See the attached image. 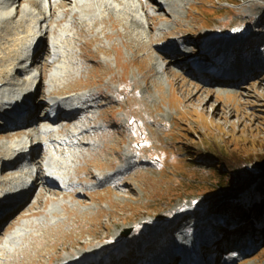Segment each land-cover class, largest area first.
<instances>
[{
    "label": "rangeland",
    "instance_id": "374dc122",
    "mask_svg": "<svg viewBox=\"0 0 264 264\" xmlns=\"http://www.w3.org/2000/svg\"><path fill=\"white\" fill-rule=\"evenodd\" d=\"M185 2L175 16L155 0L141 4L146 25L129 45L120 26L106 24L110 37L96 35L94 41V33L74 35L81 64L63 86L103 90L104 97L93 101L91 122L104 131L108 148L81 149L70 175L77 193L29 194L34 207L0 223V242L26 220L30 229L21 238L28 247L3 264H64L66 255L98 244L100 258L82 264H153L165 249L181 253L174 263L185 264L186 258L196 260L201 246L211 248L217 264H264V0ZM159 39L174 45L170 60L159 54ZM143 43L149 46L139 49ZM216 46L227 47L228 61L246 65L251 77L238 81L243 72L212 62L224 51H214ZM46 50L34 64L41 81L50 69L41 65ZM194 59L203 68H192ZM157 62L164 65L160 73ZM201 73L215 82L199 79ZM198 88L206 89L199 97ZM46 90L41 85L36 95L44 99ZM6 130L0 129V140ZM96 144L101 148L103 141ZM120 165L123 178L113 187ZM97 171L112 174L94 184ZM233 209L240 212L234 218Z\"/></svg>",
    "mask_w": 264,
    "mask_h": 264
},
{
    "label": "bare ground",
    "instance_id": "6f19581e",
    "mask_svg": "<svg viewBox=\"0 0 264 264\" xmlns=\"http://www.w3.org/2000/svg\"><path fill=\"white\" fill-rule=\"evenodd\" d=\"M149 1L22 0L21 4L16 5L18 0H0V125L3 124L8 129L4 131L5 140H0V223L9 221L16 212L30 211L34 207L36 201L30 202L28 198L23 200L32 185H41L38 196L51 193L52 197H55L60 190L70 194L77 193L75 188H79L78 183L71 180L70 175L71 172H76L74 166L76 158L81 155V149L90 146L92 150L97 148V152L103 153V149L108 148L104 143V131L91 122L96 118L92 115L93 109L98 104L92 101L98 95L104 97L103 90L93 93L79 89L67 91L70 87L63 86V82L72 78V74L79 70L81 64L76 60L75 48L78 44L75 45L74 35H81L84 32L94 33L93 41L97 40L96 35L110 37V34L105 32V25L109 24L112 28L120 26L125 38L123 44L129 45L141 35L142 31L139 28L143 29L146 25L144 18L148 11L144 10L141 4L145 5L144 3ZM155 1L161 5L160 7H167L172 16L179 15V10L187 4L185 0ZM171 32L174 33V31ZM157 39L158 37L154 38L155 41ZM150 40L151 38L148 42ZM160 40L156 43V47L163 50L159 54H164L165 59L170 60L174 45L171 44L172 42ZM232 41L230 39L229 44ZM41 44L43 46H40ZM148 46V43H143L140 44L139 49H145ZM45 49L47 50L44 55L48 60L41 65L44 64L50 69L47 71L46 80L41 81L40 71L34 67V64L39 62V53ZM210 50L213 51V48ZM228 50L225 46H216L214 51L223 52L215 53L212 62L221 63L222 61L220 67L228 65L235 73L243 72V77L238 81L248 80L253 72L247 74L244 71L246 65H236L233 59L232 62L228 61L229 56H232ZM31 55L35 63L27 67L26 63ZM174 60L176 61V58ZM194 61H196V68H203L202 61L196 59ZM246 61L252 63L250 58ZM157 63L154 64V69L160 73L164 65ZM191 67L194 68V65ZM202 78L215 82L206 73L199 74V79ZM41 85H46L47 94H58L51 98L57 117L53 119L52 116L44 115V119L38 121L44 123L42 127L38 124L34 126L36 122H34L32 107L36 105V102L33 97H30L31 92L36 91ZM205 90L198 88L197 97ZM62 106L68 108L67 111L61 110L64 109ZM25 115L28 118L20 121ZM111 120L112 125L115 120ZM109 121L103 122L107 124ZM68 123L72 125L67 127ZM87 126L91 127L86 128ZM97 139L103 141L101 148H98L96 144ZM113 147H111L112 150ZM40 148L43 149V154L38 155L36 150ZM114 158L121 160L118 155ZM17 159L21 160L16 162ZM123 168L124 166L120 165L113 172L116 175L112 182L113 187L117 185L116 180L123 178L120 176V170ZM8 172L11 173L10 176L3 175ZM111 174L112 172L97 171L93 175L96 179L94 184L107 181ZM39 176L42 180L38 184ZM85 195H87L86 192ZM17 204L19 205L16 207ZM54 210L55 208L51 207L49 212L53 213ZM33 223L38 222L33 221ZM28 224V220L24 221L12 229L0 242V264L6 260L10 261L12 257H17L18 254L15 253L17 249L28 247L21 241V238L30 231ZM209 249L206 246L199 247L196 260L186 258L185 264L190 263L189 261H194V264H217V255H211L212 250ZM101 250L102 246L98 244L75 254L67 253L64 264H82L89 259L100 258ZM181 256V253L174 252L172 249H165L155 258L153 264H175L174 261ZM208 256L212 257L210 261L201 262V259Z\"/></svg>",
    "mask_w": 264,
    "mask_h": 264
},
{
    "label": "trees",
    "instance_id": "16d2710c",
    "mask_svg": "<svg viewBox=\"0 0 264 264\" xmlns=\"http://www.w3.org/2000/svg\"><path fill=\"white\" fill-rule=\"evenodd\" d=\"M264 168V167H263ZM235 175V174H234ZM237 177V176H236ZM224 209L225 210H227V209H230L231 210V208H229V207H224ZM221 213H223V211H220ZM240 214V212L238 211V210H236V209H233V211H231L230 212V217L232 216L233 218L234 217H237L238 215ZM225 215H226V213H225Z\"/></svg>",
    "mask_w": 264,
    "mask_h": 264
}]
</instances>
